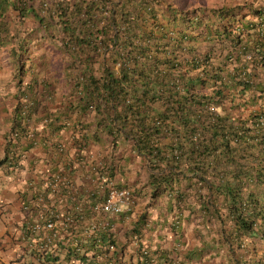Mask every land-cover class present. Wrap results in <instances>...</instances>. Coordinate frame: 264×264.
Returning a JSON list of instances; mask_svg holds the SVG:
<instances>
[{
  "label": "trees",
  "instance_id": "1",
  "mask_svg": "<svg viewBox=\"0 0 264 264\" xmlns=\"http://www.w3.org/2000/svg\"><path fill=\"white\" fill-rule=\"evenodd\" d=\"M179 2L0 0V46L10 45L18 87L8 166L21 165V152L32 147L47 144L63 158L68 150L58 145L70 140L67 146L86 149L94 141L99 171L122 187L117 153L127 142L144 159L150 201L177 207L176 221L197 207L205 221L214 220L231 257L261 248L252 263L264 264V0L191 8ZM29 17L36 29L26 25ZM36 30L43 31V54L32 39ZM57 66L68 86L65 116L74 118L48 116L29 132L24 122L39 106L29 74L38 68L59 76ZM39 85L42 92L48 83ZM27 173L30 182L47 178L35 166ZM117 233L109 241L103 235L105 251L121 252ZM213 245L197 253L209 254ZM151 262L147 255L136 264Z\"/></svg>",
  "mask_w": 264,
  "mask_h": 264
},
{
  "label": "crops",
  "instance_id": "2",
  "mask_svg": "<svg viewBox=\"0 0 264 264\" xmlns=\"http://www.w3.org/2000/svg\"><path fill=\"white\" fill-rule=\"evenodd\" d=\"M229 1L221 0L220 2ZM26 25L36 29V23L30 17L27 19ZM42 32L36 30L31 33L33 42L38 44L39 35ZM43 42L42 40V43L38 44V51L42 52L41 54L45 53L43 50L46 49ZM205 44L208 45L206 42L202 43L203 49H206ZM9 48L10 45L0 46V161L3 160L0 165V264H26L23 262L25 260L19 261L18 246L13 239L17 234V228L21 225V203L29 196L28 179H31V175L28 176L27 173L29 168L35 166L37 169L47 168L50 172L66 171L72 180L82 186L88 185L89 180L84 176L88 169L84 164L78 163L77 158L75 160L73 155L76 153L72 146L67 147L68 151L63 154V158H56L53 151L48 150L47 144L42 147H32L21 152L23 153L21 165L8 166L11 162L6 159V156H11L12 151L9 149L7 151V140L11 138L10 131L18 96L15 63L9 54ZM33 65L35 64L33 63ZM34 70L35 72L29 75L37 81L39 106L29 119V123L24 122L26 128H42L45 123L44 119L48 116H57L60 120L59 123L61 121L70 122V118L74 117L65 116L66 112H64V100L68 95V90H66L68 86L65 85L62 68L57 66L59 76L49 75L46 70L38 68ZM28 79L29 76L25 78V81L27 82ZM40 81L48 83L45 91L41 92ZM92 120L93 117L89 116L87 123H94ZM61 133L59 137H62L63 140L67 139L68 134L63 132L62 136ZM14 137H17L15 133L13 139ZM69 142L70 140L67 145H70ZM118 147H120L117 153L120 156L118 164L121 168L119 167L117 170L115 179L117 183L129 186L135 191L134 204L117 219V234L122 245L120 251L123 264H136L140 248L147 250L151 256L150 264H159L165 260L171 264H229V260L242 264L237 258L252 262L261 257V250L256 252L239 251L237 256L235 255L236 259L231 257L232 254L217 241L220 231L214 220L206 219L208 223L204 225L207 221L198 213L197 207H191L195 210L193 214H190L186 209L183 210V215L179 221H176L177 207L169 205L167 200L166 202L150 201V187L147 185L148 174L144 168V159L132 150L131 144L127 142L119 143ZM87 148L88 156L93 158L92 161L101 153L100 146L94 141H91ZM41 185L43 182H39L37 187L40 188ZM135 226L138 228L134 231ZM199 233H203L202 240ZM211 242H214L211 248L214 246L215 248L209 254L203 251L201 254L197 253L200 249L204 250Z\"/></svg>",
  "mask_w": 264,
  "mask_h": 264
},
{
  "label": "built area",
  "instance_id": "3",
  "mask_svg": "<svg viewBox=\"0 0 264 264\" xmlns=\"http://www.w3.org/2000/svg\"><path fill=\"white\" fill-rule=\"evenodd\" d=\"M67 147L58 145L62 152ZM72 149L76 161L87 167L89 183L82 186L68 172L47 168L41 169L46 179L28 180L29 196L21 203V225L13 239L20 249L18 258L27 264H121L122 253L114 246L105 251L102 237L115 234L118 216L135 202L133 190L109 181L99 171L100 158L92 161L83 144ZM147 255L141 248L139 260Z\"/></svg>",
  "mask_w": 264,
  "mask_h": 264
},
{
  "label": "rangeland",
  "instance_id": "4",
  "mask_svg": "<svg viewBox=\"0 0 264 264\" xmlns=\"http://www.w3.org/2000/svg\"><path fill=\"white\" fill-rule=\"evenodd\" d=\"M221 0H181V2H179L181 4V6H185L188 8L194 7V6H200V7H211V6H215L216 4H218ZM224 3V2H223ZM29 63H27V65L29 66ZM259 231L254 230V233H252L253 236H259ZM260 244V243H259ZM261 245V244H260ZM248 244L247 242L243 244L242 248L243 250H245V247H247ZM261 248H259L258 251H260ZM18 252H20V249L18 248ZM234 259H236L235 256H232ZM238 261H240V263L242 264H254L252 262H247L245 260H242L241 258H237ZM229 264H232L231 261H228ZM233 264H238L237 262H233Z\"/></svg>",
  "mask_w": 264,
  "mask_h": 264
},
{
  "label": "clouds",
  "instance_id": "5",
  "mask_svg": "<svg viewBox=\"0 0 264 264\" xmlns=\"http://www.w3.org/2000/svg\"><path fill=\"white\" fill-rule=\"evenodd\" d=\"M36 186H37V185H36ZM19 261H22V260H20V259H19ZM23 262H25V263L27 264V262H26V261H23Z\"/></svg>",
  "mask_w": 264,
  "mask_h": 264
}]
</instances>
